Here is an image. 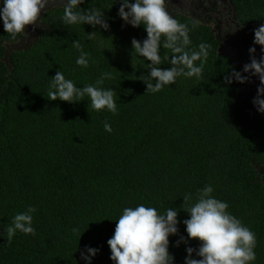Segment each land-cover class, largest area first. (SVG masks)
<instances>
[{
  "label": "trees",
  "instance_id": "16d2710c",
  "mask_svg": "<svg viewBox=\"0 0 264 264\" xmlns=\"http://www.w3.org/2000/svg\"><path fill=\"white\" fill-rule=\"evenodd\" d=\"M172 1L182 6V0H166L169 13L192 28L189 49L204 42L209 56L200 78L180 76L157 93H147L140 79L149 73L150 61L133 55V38L143 41L147 31L124 22L119 0L81 4L105 10L109 30L65 26L63 4L41 13L32 38L27 29L7 34L0 20V232L17 212L29 205L38 209L35 235L17 232L11 244L0 236V264H86L81 252L87 246L99 249L92 264H114L108 240L115 220L123 208L140 203L161 212L180 210L179 233L169 237V251L175 264H185L187 247L198 248L200 241H181L188 236L183 221L190 218L182 196L191 192L195 198L207 184L255 233L251 264H264V114L252 96H244L245 83L225 82L233 70L251 75L243 71L245 62L229 55L240 53L243 44L233 48L227 39L225 48L209 24L220 17L207 9L215 3L217 10L228 7L234 20L220 21L243 28L262 57L264 46L254 44V29L264 24V0H200L204 5L195 8L202 14L195 8L174 12L167 5ZM93 31L103 48L87 39ZM78 39L95 61L87 68L75 63L79 53L71 42ZM160 55L159 67H171V50L161 47ZM58 70L79 87L111 72L102 87L115 89L117 113L89 109L88 97L75 103L48 99L49 81ZM74 227L80 230L76 234Z\"/></svg>",
  "mask_w": 264,
  "mask_h": 264
},
{
  "label": "clouds",
  "instance_id": "9594fccd",
  "mask_svg": "<svg viewBox=\"0 0 264 264\" xmlns=\"http://www.w3.org/2000/svg\"><path fill=\"white\" fill-rule=\"evenodd\" d=\"M49 3L50 0H0V20L4 30L13 37L24 33L29 25H35L40 20L41 13ZM83 3L85 0H65L61 17L63 24H88L94 29L99 25L109 30L105 10L98 6L83 9ZM119 3L118 14L124 22L133 27L143 25L147 31V38L143 41L136 38L132 40L133 55L150 61L147 66L149 73L140 77L147 86V93H157L165 86L175 84L180 76L201 77L210 45L201 42L197 48L189 49L192 28L169 13L166 0H119ZM195 26L193 24L192 27ZM97 32L87 33V39L96 41L103 48L104 41L97 39ZM254 34V44L264 46V24L254 29ZM71 47L79 53L75 61L77 66L87 68L90 62H95L91 54L84 50L80 39L71 42ZM161 47L171 50V67H159L162 62ZM256 51V47L249 49L251 62L244 65L243 71L259 77L261 85L253 103L258 112L264 114V56L257 59ZM112 78L111 72L103 71L95 83L79 87L74 80L66 78L63 71L58 70L49 81L46 97L52 101L59 99L70 103L88 97L89 109H107L115 114L118 111L115 89L102 87L105 80ZM248 79L240 71L233 70L226 75L225 82L245 83ZM104 128L107 132L112 131L107 121ZM213 192V186L207 184L197 190L195 198L191 192L182 196L183 208L190 214V218L183 221L188 236H181V241L186 244L189 238L200 241L198 248L187 247L185 264H251L256 259L255 233L228 210L230 206L227 201L217 198ZM37 211L34 205H29L24 211L17 212L4 231L0 232V236H6L7 243L11 244L17 232L35 235L33 214ZM179 211L168 207L161 212L144 203L123 208L122 214L115 220L114 234L108 240L110 258L114 264H175V256L169 251V237L179 233ZM79 231L78 227L72 229L74 234ZM179 244L180 241H177V246ZM98 251L97 248L87 246L81 252V257L86 264H92V258ZM193 254L199 258H194Z\"/></svg>",
  "mask_w": 264,
  "mask_h": 264
},
{
  "label": "flooded vegetation",
  "instance_id": "af4514ba",
  "mask_svg": "<svg viewBox=\"0 0 264 264\" xmlns=\"http://www.w3.org/2000/svg\"><path fill=\"white\" fill-rule=\"evenodd\" d=\"M167 5H168V7L173 8L172 5H170L168 3H167ZM201 5H204V3L202 2ZM217 6H220V5L217 4V3H215V4H211L207 8L209 11H211L215 15H217L216 17H220V18H216V19H211L209 21V24H211L212 27H215L214 30L217 32V34L221 35V34H223V32L225 33V35H226L227 38L224 37L222 39L224 41L225 48L228 47V40L227 39H230V43L229 44L232 45L233 48L239 47L240 46V42H241L242 44L248 46L244 50L245 51H249V49L251 48V43L249 42V40L247 38V35L244 36V34H246V33L243 31V28H241L238 24H236V26H232V25H230L231 22H229V23H223V21L222 22L220 21V20H222V18H223V20L224 19L225 20H227V19L234 20V19L228 17V15H229L228 9L229 8L228 7H223L221 10H217L216 9ZM224 8H226L227 11H225ZM235 28L237 29L236 31H234ZM236 37L238 38L237 40H236ZM256 54H257V51H256L255 55ZM243 56H245L246 59H249L248 62H247V64L251 62V57H249V52L247 54L243 55ZM256 58L257 59L261 58V55L256 56ZM241 90H242V88H241ZM244 92H246V91H244ZM244 96L246 97L247 100H250V98H251L250 97L251 95H249L247 93L244 94ZM253 96H257V95H253Z\"/></svg>",
  "mask_w": 264,
  "mask_h": 264
},
{
  "label": "rangeland",
  "instance_id": "374dc122",
  "mask_svg": "<svg viewBox=\"0 0 264 264\" xmlns=\"http://www.w3.org/2000/svg\"><path fill=\"white\" fill-rule=\"evenodd\" d=\"M64 3H65V0H50V3H49V5L47 6L46 9H48V8L54 6V5H59V4H64ZM201 3L202 2L200 0H182V2H181V5L182 6H179V8L180 9H184L186 11H188V10L190 11L191 10V12L192 11L195 12V10H198V12L200 14H202V12H201L200 9L195 8L196 6H198ZM175 4H176V1H172V7L173 8H176V10L174 12L182 11V10L178 9V7ZM193 8H195V10ZM224 9H225V11H227L226 8H224ZM228 12L231 15V10L229 11V9H228ZM202 18H205V17L202 16ZM195 19H197L198 21L203 22L199 17L198 18H195ZM36 29H37V23L35 25H29L27 27V30H28V32H27L28 38H32V36L37 32ZM245 35H247V34H244V36ZM224 37H226V35H225L224 32H223V34L219 35L220 40H222ZM244 48H245V45L243 44L242 45V51L240 53H237L236 51H235L236 53L231 51V52H229V55L232 56V57H234V58L237 57L236 59L240 63L245 62L247 64V62H248L249 59H246L245 56H243V55L247 54L249 51L243 50ZM256 56H259L258 55V52H257ZM249 57H251L250 52H249ZM249 74L251 76H248L249 77L248 81L245 82V84H242L241 88H242L243 91H246V93H248L251 96L257 95V90H258L259 86L261 85V82H260L258 76L252 75L251 73H249ZM253 98H255V97L253 96Z\"/></svg>",
  "mask_w": 264,
  "mask_h": 264
}]
</instances>
